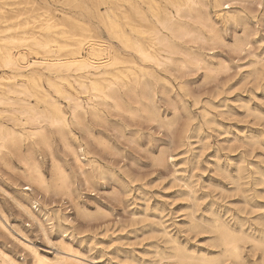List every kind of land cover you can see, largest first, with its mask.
Segmentation results:
<instances>
[{"label":"rangeland","instance_id":"374dc122","mask_svg":"<svg viewBox=\"0 0 264 264\" xmlns=\"http://www.w3.org/2000/svg\"><path fill=\"white\" fill-rule=\"evenodd\" d=\"M204 1L223 40L188 46L204 54L216 74L204 68L191 74L175 73L176 78L164 74L166 82L157 84L155 101L168 126L161 128L146 117L110 113L104 123L90 124V135L73 129L78 143L72 134L66 137L73 147L83 148L85 175L70 150L63 149L59 137L51 134V150L40 144L34 147L48 180L46 192L37 187L34 192L24 189L21 165L15 160L0 162L1 220L14 235H23L50 259L65 242L96 264H147L157 259L158 251L171 252L163 227L189 251L209 255L219 252L212 244L215 234L206 231L207 222L215 217L227 224L231 220L229 225L237 229L245 224L246 232H264V180L260 179H264V0H232L227 8L215 6L214 0ZM61 9L79 16L66 0H0V19L5 20H0V37L43 34L53 35L63 45L73 43L75 38L41 31L47 18L56 20ZM101 33L98 36L106 40L107 35ZM17 48L24 51L25 46ZM53 163L68 173L70 189L58 188ZM98 170L110 174L99 179ZM23 193H30L37 203L27 202ZM20 199L37 221L22 212L16 203ZM191 218L200 230L188 229ZM2 231L1 250L20 264H36L31 254ZM247 252L245 258L251 264L253 258Z\"/></svg>","mask_w":264,"mask_h":264},{"label":"bare ground","instance_id":"6f19581e","mask_svg":"<svg viewBox=\"0 0 264 264\" xmlns=\"http://www.w3.org/2000/svg\"><path fill=\"white\" fill-rule=\"evenodd\" d=\"M231 1L214 0V3L219 7L227 5V8ZM66 3L73 6L79 16L72 17L65 9H61V15L56 20L51 15L47 18L45 24L41 25V31L57 33L68 39L75 38L73 43L63 45L57 43L53 35L43 34L14 36L7 33L0 37V162H18L21 165L19 174L27 185L24 189L32 192L33 187L45 192L48 188L41 161L34 155L36 145H43L48 150L50 135L56 134L63 149L67 148V152L70 150L80 173L85 175V169L81 167L87 161L81 158L83 148L69 144L67 134H72L78 143L73 129L90 135V124L104 123L110 113L131 118L146 117L148 122H155L161 128L168 126L169 122L161 116L155 101L157 84L166 82L164 74L176 78L175 73L191 74L200 68L212 70L204 54L188 44H212L223 40V34L219 35L217 25L208 15L207 2L204 0H66ZM229 18L233 19L232 15ZM62 19L69 23L65 24L60 21ZM99 33H105L107 39H102ZM18 46H25L24 51L19 50ZM66 47L72 48L62 54L61 51ZM121 65L123 69L118 68ZM212 71L213 75L216 70ZM16 78L20 81L10 83ZM160 92L163 94L164 90ZM57 163L52 164V173L58 188L65 191L70 189L68 173ZM97 172L99 179H106L110 174V171ZM29 194L23 193L22 196L30 204H36L38 199ZM20 201L16 200V203L22 212L29 219L37 221L38 218L26 206L27 203L25 205ZM1 216L2 212L0 229L31 254L36 264H96L65 242L54 258L46 257L28 239L22 238L20 231L22 237L14 235L4 225ZM226 221L215 217L207 222L209 228L206 231L210 229L215 234L212 244L219 248L217 255L189 251L163 227V235L167 236L164 238L170 244L171 252L158 251L157 259L148 260L147 264H224L225 261L249 264L245 250L253 258L251 264H264V232L259 230L256 234L251 229V232H246L242 229L245 224L241 226L242 223L238 222L241 227L237 229L229 225L231 220L228 224ZM38 224L42 227L41 223ZM200 228L191 218L188 229ZM42 231L46 235V229ZM0 264L20 263L0 249Z\"/></svg>","mask_w":264,"mask_h":264}]
</instances>
